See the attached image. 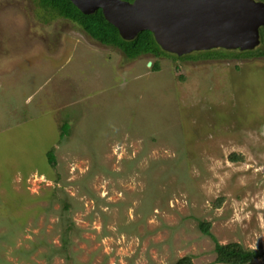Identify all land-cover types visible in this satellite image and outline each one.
I'll return each instance as SVG.
<instances>
[{
    "label": "rangeland",
    "instance_id": "rangeland-1",
    "mask_svg": "<svg viewBox=\"0 0 264 264\" xmlns=\"http://www.w3.org/2000/svg\"><path fill=\"white\" fill-rule=\"evenodd\" d=\"M31 6L0 0V264H69L54 190L73 207L72 264H217L199 222L264 264V58L155 70Z\"/></svg>",
    "mask_w": 264,
    "mask_h": 264
},
{
    "label": "water",
    "instance_id": "water-1",
    "mask_svg": "<svg viewBox=\"0 0 264 264\" xmlns=\"http://www.w3.org/2000/svg\"><path fill=\"white\" fill-rule=\"evenodd\" d=\"M83 14L101 10L125 40L149 31L160 48L178 57L211 49L252 50L264 26V3L255 0H70Z\"/></svg>",
    "mask_w": 264,
    "mask_h": 264
},
{
    "label": "trees",
    "instance_id": "trees-1",
    "mask_svg": "<svg viewBox=\"0 0 264 264\" xmlns=\"http://www.w3.org/2000/svg\"><path fill=\"white\" fill-rule=\"evenodd\" d=\"M132 3L134 0H121ZM263 2L264 0H255ZM31 10L34 15L41 18L44 24H49L53 21H63L75 26L83 35L89 38L94 43L108 49L118 52L124 60L131 61L140 57L154 58L155 70H158L157 59L167 58L173 61H214L221 59L231 60H247L264 58V26L259 28V44L252 50H224L211 49L207 51L192 52L190 54L178 57L174 54L163 51L155 42L153 34L149 31L139 33L132 40L123 39L118 30L109 24L100 9L91 13L83 14L78 10L70 0H31ZM227 53H230L227 54ZM199 54V55H197ZM193 55V57H191ZM121 72V71H119ZM183 80V78H181ZM61 120L57 123L59 128L58 143H61L70 135V127ZM177 140V139H176ZM174 140L178 147H182L180 142ZM47 165L54 169L56 166V158L53 152V147L45 153L44 156ZM228 160L232 163L242 162L243 158L240 154L230 153ZM41 174L45 173L39 170ZM56 180V179H55ZM49 201H57L60 204V242L61 247L58 254L63 255L69 264L73 263L72 253L70 252L71 239L78 234V230L70 220L69 214L73 207L67 197L64 195L58 198L54 190L49 194ZM221 200L218 201L220 205ZM210 223L199 222L198 228L202 235L209 237L214 243V253L216 255L215 263L217 264H252V262L262 255L261 252L245 249L239 243L220 244L210 232ZM175 264H193L191 256H185L176 261Z\"/></svg>",
    "mask_w": 264,
    "mask_h": 264
}]
</instances>
